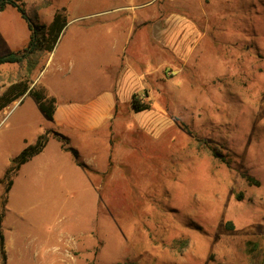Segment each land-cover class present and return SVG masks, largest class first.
<instances>
[{
  "label": "rangeland",
  "instance_id": "obj_1",
  "mask_svg": "<svg viewBox=\"0 0 264 264\" xmlns=\"http://www.w3.org/2000/svg\"><path fill=\"white\" fill-rule=\"evenodd\" d=\"M106 1L24 0L38 24L61 8L67 24L52 58L45 64L47 53L33 57L30 74L25 63L0 65V95L21 80L32 87L39 71L38 85L47 84L59 101L99 89L103 55L112 58L98 28ZM156 4L191 19L199 40L185 60L158 69L163 55L145 57L140 46L136 63L155 67L162 81L148 109L132 115L119 106L123 123L109 131L102 155L83 134L59 131L87 167L61 147L28 91L0 110L5 264H264V0ZM29 36L25 20L7 5L0 55L22 49ZM149 120L154 128L136 127ZM45 131L42 151L11 175L4 192L12 159Z\"/></svg>",
  "mask_w": 264,
  "mask_h": 264
},
{
  "label": "crops",
  "instance_id": "obj_2",
  "mask_svg": "<svg viewBox=\"0 0 264 264\" xmlns=\"http://www.w3.org/2000/svg\"><path fill=\"white\" fill-rule=\"evenodd\" d=\"M107 1L106 9L100 12L104 17H101L98 25L101 36L106 38L111 47L109 52L112 55L110 60L107 55H103L104 66L100 68V78L105 83L90 96L63 101L58 100L47 84L43 85L56 100L53 118L50 119L52 126L48 130L57 133L61 130L79 132L86 137L88 144L95 146L98 155H102L107 149L109 131L112 132L123 123L117 117L119 106H127L132 115L140 113L141 111L135 112L131 109L132 94H140L142 100L150 106V96L158 88L159 81H162L161 74L157 75L155 67L145 71L136 63L140 56V46L148 51L144 54L145 57L152 54L163 55L164 58L157 64L158 69L171 63L172 59L185 60L191 44L195 45L201 35L197 25L186 15L165 12L157 6L156 0H148L142 5H123L115 4L113 0ZM3 10L5 7L0 13ZM26 27L28 28L27 23ZM83 27L84 30L93 28L91 25ZM53 50L47 53L45 64L52 58ZM40 73L41 71L34 75L33 84L40 83ZM150 122L144 121L141 125L137 122L136 127L146 128L150 126ZM153 123L151 128L155 127V122Z\"/></svg>",
  "mask_w": 264,
  "mask_h": 264
},
{
  "label": "trees",
  "instance_id": "obj_3",
  "mask_svg": "<svg viewBox=\"0 0 264 264\" xmlns=\"http://www.w3.org/2000/svg\"><path fill=\"white\" fill-rule=\"evenodd\" d=\"M41 4V3H40ZM42 4H46L45 2ZM41 4V5H42ZM7 5H12L21 15L27 23L30 31V36L27 44L19 50L12 51L6 54L0 55V64L6 63H25L26 72L30 74L35 67L36 60H32L33 57L38 56L41 52L50 53L59 38L60 33L67 24V13L64 8L56 9L51 17L48 24H38L31 16L28 15L24 6V0H0V10L4 9ZM28 91L37 102L38 108L45 115L46 118L52 119L53 112L55 109V97L49 95L43 86L34 84L32 87L28 84V81H18L11 84L1 95H0V110L6 106L9 102L16 99L19 95ZM131 109L135 112L142 111L149 108L148 103L142 100V97L138 93H133L131 97ZM55 137L61 142V147L64 150H70L75 156L77 164L83 167H87L85 163L77 159V150L68 146V140L63 134L52 132ZM48 137V131L41 133L36 138L35 142L27 147H24L19 154L12 159V163L9 166L6 176L8 180L4 186V192H7L12 185L11 175H15L19 170L20 166L27 162L31 157L42 151L46 144ZM211 155L219 160L226 162L225 158L220 154L219 150L212 145L208 146ZM249 181L255 182L252 177L246 175ZM1 217L0 214V254L2 257V264H5L6 255L3 248V235L1 231ZM132 264V263H128Z\"/></svg>",
  "mask_w": 264,
  "mask_h": 264
}]
</instances>
